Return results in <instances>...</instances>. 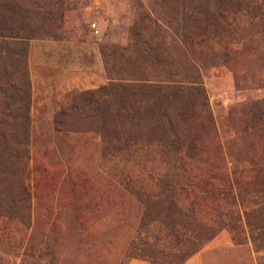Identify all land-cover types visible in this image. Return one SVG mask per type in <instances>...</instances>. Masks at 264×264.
Here are the masks:
<instances>
[{"label": "rangeland", "instance_id": "rangeland-1", "mask_svg": "<svg viewBox=\"0 0 264 264\" xmlns=\"http://www.w3.org/2000/svg\"><path fill=\"white\" fill-rule=\"evenodd\" d=\"M183 7L203 6L0 0V264H264L260 190H243L234 203L207 195L199 218L219 230L188 257L190 231L169 226L172 182L159 174H183L178 181L200 195L218 168L234 177L257 166L264 176V133L248 128L264 99V3L230 14L231 27L192 44L172 33ZM173 73L204 88L184 102L182 135L196 139L197 157L180 169L157 143L168 134L138 120L134 133L150 144L133 145L125 118L112 115L120 97L112 106L90 98L110 79ZM114 133L121 145L108 143Z\"/></svg>", "mask_w": 264, "mask_h": 264}, {"label": "trees", "instance_id": "trees-1", "mask_svg": "<svg viewBox=\"0 0 264 264\" xmlns=\"http://www.w3.org/2000/svg\"><path fill=\"white\" fill-rule=\"evenodd\" d=\"M183 4L185 2L191 3L193 0H180ZM202 4L201 10H194L193 7H183L181 11L177 10L176 14L179 19V23L172 28L173 35L182 42L188 41L192 43L195 40H200L207 37L212 31L217 32L218 35L222 33V28L231 27L232 21L229 15L243 9L248 11H259L263 7L264 0H199ZM185 9V10H184ZM202 13V17L199 14ZM160 19L154 15V22L158 25ZM6 34L16 33L9 28L4 30ZM16 42V41H15ZM17 44V43H16ZM174 76L178 77L174 79ZM194 74L190 75V78H194ZM181 78L179 73H173L170 77L164 79H133L125 78L123 80L110 79L108 84L94 88L90 93V98L93 97H105L109 98L110 106L118 95L120 97L117 107V113L113 112L112 115L123 116L125 118L129 138L127 141L135 144H150L146 138H142L143 135L138 136L134 133V124L139 120L145 122L144 127H148L157 130L161 135L168 134L167 140H157L162 147H170L173 151L170 159V166L175 169H180L186 164V161H193L197 154H195L194 148L196 139L193 138L190 141L186 140L182 135L181 122L188 114L189 106L184 104L190 97L195 94L204 96V88L195 80H188ZM187 81L191 84L184 85ZM205 113L207 115V123L213 124L212 117L206 108ZM116 109L115 106H113ZM112 121H116L115 118ZM249 121L252 125H248V128L257 129L264 133V99L260 100V103L256 106L255 111L249 114ZM114 126H119L117 122H114ZM111 131V129H110ZM115 142L117 145H121L120 138L117 133H114L108 143ZM220 153V152H219ZM217 155V158H222ZM205 160H209L207 157ZM242 160V159H241ZM254 159L249 161L255 162ZM224 162V161H223ZM257 164V163H256ZM264 168V163L262 165ZM219 170L210 172V175L203 179L201 187V195L194 193L192 189L185 183H180L178 180L184 177L180 173H164L159 174L157 179L166 178L170 183L169 190L171 191L170 210L169 213L171 221L169 226L172 230L180 225L190 231L189 246L185 252V256L188 257L197 251L201 244L210 238L219 230L218 227L204 224L198 214L197 206L202 200L210 195L216 199V201L228 203L233 202L236 197L242 195L241 191L247 192L254 190H260L264 192V176L261 171L250 168L247 170V176L243 173L240 175L230 177L227 168H218ZM242 172L246 170L242 169ZM125 179L130 182L131 177L126 174ZM193 186V185H192ZM195 187V186H193ZM238 189V193L234 190ZM195 189V188H194ZM264 209V204L261 206ZM199 218V219H198ZM199 228L201 230H199ZM233 231L236 229L234 226H230ZM255 238V237H254Z\"/></svg>", "mask_w": 264, "mask_h": 264}, {"label": "crops", "instance_id": "crops-1", "mask_svg": "<svg viewBox=\"0 0 264 264\" xmlns=\"http://www.w3.org/2000/svg\"><path fill=\"white\" fill-rule=\"evenodd\" d=\"M128 264H148V263L142 260L135 259V260L130 261Z\"/></svg>", "mask_w": 264, "mask_h": 264}]
</instances>
